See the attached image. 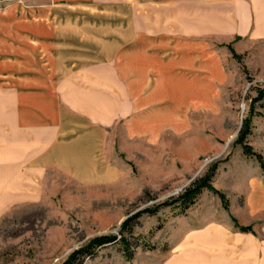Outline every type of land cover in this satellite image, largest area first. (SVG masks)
I'll use <instances>...</instances> for the list:
<instances>
[{
	"label": "crops",
	"instance_id": "obj_1",
	"mask_svg": "<svg viewBox=\"0 0 264 264\" xmlns=\"http://www.w3.org/2000/svg\"><path fill=\"white\" fill-rule=\"evenodd\" d=\"M260 43L264 0H0V219L50 172L117 180L116 145L200 152L240 76L228 46L246 62ZM215 176L228 210L210 192L152 264H264L259 163L240 147Z\"/></svg>",
	"mask_w": 264,
	"mask_h": 264
},
{
	"label": "rangeland",
	"instance_id": "obj_2",
	"mask_svg": "<svg viewBox=\"0 0 264 264\" xmlns=\"http://www.w3.org/2000/svg\"><path fill=\"white\" fill-rule=\"evenodd\" d=\"M263 46L260 43L246 62L242 55L246 72L240 64V76L232 79L233 88L225 96L222 118L209 120L202 131L206 136L196 139L200 152H183V142L176 151L136 147L123 153L116 145L112 156L113 162L118 161L120 177L108 184L81 185L50 172L39 200L0 219V264H64L72 252L96 237L116 236L118 240L123 221L178 197L211 167H216L210 181L215 188L216 172L240 148L235 140L252 100L258 90L264 91ZM252 111L247 143L264 158V97ZM206 196L210 191L204 190L195 205L185 211L171 205L133 220L132 233L124 232L130 260L122 244L115 242L96 248L92 256L80 255L72 264H152L157 250L165 249L171 230L202 209L212 208Z\"/></svg>",
	"mask_w": 264,
	"mask_h": 264
},
{
	"label": "trees",
	"instance_id": "obj_3",
	"mask_svg": "<svg viewBox=\"0 0 264 264\" xmlns=\"http://www.w3.org/2000/svg\"><path fill=\"white\" fill-rule=\"evenodd\" d=\"M228 48L232 54V57L239 64H241L242 55L237 54L230 46H228ZM242 68H243V71L246 72V69L243 65H242ZM263 97H264V91L258 90L256 97L252 100V103L250 105V111L248 113V116L242 120L241 127L239 128L238 133H237L235 144L241 147L242 152L245 156L255 158V160L259 163L262 171L264 172V158L262 157L260 153L253 151L252 147L247 143V137L250 134V130H251V118L253 115L252 107L254 106L256 102H259L260 100H262ZM215 169L216 167L209 168V170L207 171L204 177L192 182L191 185L188 188H186L178 197L167 200L164 203L157 205L155 207L146 208L141 211H138L132 217L127 218L121 224L120 238L118 240L116 236L96 237L92 239L84 247L72 252V254L68 257L67 261L64 264H72L80 255L92 256L96 248L107 245V244H112L115 242H120L122 244L124 253L127 254L128 249H129V244H128L127 238L125 237L124 232H128L129 234L132 233V226H130V223L133 220L139 218L144 213L148 215H154L160 208L171 206V205H177L182 211H185L197 201L198 197L201 195L203 190H208L212 192L213 194H215L220 199L222 203V207L225 210H228V201L226 197L223 195V193L213 188L210 184V181L215 172ZM234 223L240 232H250L251 231L250 227L239 226L235 221ZM130 258L131 256L127 254V260H130Z\"/></svg>",
	"mask_w": 264,
	"mask_h": 264
},
{
	"label": "bare ground",
	"instance_id": "obj_4",
	"mask_svg": "<svg viewBox=\"0 0 264 264\" xmlns=\"http://www.w3.org/2000/svg\"><path fill=\"white\" fill-rule=\"evenodd\" d=\"M215 158V157H214Z\"/></svg>",
	"mask_w": 264,
	"mask_h": 264
}]
</instances>
